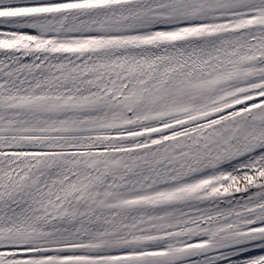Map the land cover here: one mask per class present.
Segmentation results:
<instances>
[{
  "label": "snow or ice",
  "instance_id": "obj_1",
  "mask_svg": "<svg viewBox=\"0 0 264 264\" xmlns=\"http://www.w3.org/2000/svg\"><path fill=\"white\" fill-rule=\"evenodd\" d=\"M0 264H264V0H0Z\"/></svg>",
  "mask_w": 264,
  "mask_h": 264
}]
</instances>
